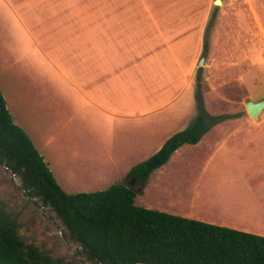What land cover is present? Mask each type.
Returning <instances> with one entry per match:
<instances>
[{
    "label": "crops",
    "instance_id": "obj_1",
    "mask_svg": "<svg viewBox=\"0 0 264 264\" xmlns=\"http://www.w3.org/2000/svg\"><path fill=\"white\" fill-rule=\"evenodd\" d=\"M243 1L257 14V39L264 43V0ZM203 37L199 21L186 20L183 6L162 0H0V71L31 55L33 74L36 68L49 83H63L72 113V103L78 104L96 152L152 156L179 132L180 98L192 83ZM34 89L33 101L44 103L48 93ZM0 92L13 122L33 143L1 85ZM39 154L49 168V156ZM206 168L217 174L224 169L223 186L214 197L198 199L200 180L188 214L178 216L264 237V152H210ZM49 170L64 192L72 188Z\"/></svg>",
    "mask_w": 264,
    "mask_h": 264
},
{
    "label": "rangeland",
    "instance_id": "obj_2",
    "mask_svg": "<svg viewBox=\"0 0 264 264\" xmlns=\"http://www.w3.org/2000/svg\"><path fill=\"white\" fill-rule=\"evenodd\" d=\"M162 1L183 6L186 20L199 21L202 32L207 34V45L194 62L192 83L180 98L176 129H185L198 114L196 70L201 58L204 62L200 67L203 69L198 93L214 121L198 143L180 147L163 166L153 171L144 188L131 178L127 180L126 175L152 152H96V142L90 140L88 128L81 125L78 104L72 103L76 109L72 113L71 103L66 102L64 84L49 83L36 68L38 75L33 74L31 55L19 64L8 63L7 71H0V85L16 121L19 119L24 127L28 125L39 153L47 155V159L49 156V168L57 181L61 178L72 187L64 189L65 192L101 191L130 182L137 206L184 216L188 214L185 209L193 202V192L200 180L198 199L201 194L214 197L212 194L218 192L217 188L226 179L224 169L217 174L216 170L206 168L210 152H264V110L253 120L245 108L248 101L264 99V43L257 39V14L243 0H222L217 5L214 0ZM226 5L236 6V10H228ZM214 11L215 19L209 25ZM191 53L192 47L188 44L185 57ZM47 65L42 61L41 70L49 77ZM32 88L44 90L48 99L36 104ZM219 116L222 119H217ZM100 176L104 178L99 179ZM0 199L16 219L22 238L35 244L54 264H91L81 255L78 246L69 241L66 229L49 208L40 201L29 200L19 187L18 177L2 166ZM194 202L199 200L194 198Z\"/></svg>",
    "mask_w": 264,
    "mask_h": 264
},
{
    "label": "trees",
    "instance_id": "obj_3",
    "mask_svg": "<svg viewBox=\"0 0 264 264\" xmlns=\"http://www.w3.org/2000/svg\"><path fill=\"white\" fill-rule=\"evenodd\" d=\"M215 15L214 11L209 25ZM206 45L204 34L203 51ZM202 69L196 70L197 116L126 175L141 189L176 150L198 143L211 128L214 120L198 93ZM0 166L18 177L29 200L49 208L91 264H264V237L137 206L135 191L122 183L101 191L64 192L27 134L13 122L1 92ZM0 264H54L22 238L1 199Z\"/></svg>",
    "mask_w": 264,
    "mask_h": 264
},
{
    "label": "water",
    "instance_id": "obj_4",
    "mask_svg": "<svg viewBox=\"0 0 264 264\" xmlns=\"http://www.w3.org/2000/svg\"><path fill=\"white\" fill-rule=\"evenodd\" d=\"M215 5L217 4H221V0H214L213 2ZM204 62V58H201L198 62V66L201 67V65L203 64ZM245 108H246V111L249 115V117L251 119H256L258 117V115L262 112V110H264V99L261 100V101H258V102H252V101H248L245 103ZM132 181H136L135 178H131ZM132 183V182H131ZM125 187L129 190H133L132 188V185L130 184V182L124 184Z\"/></svg>",
    "mask_w": 264,
    "mask_h": 264
}]
</instances>
